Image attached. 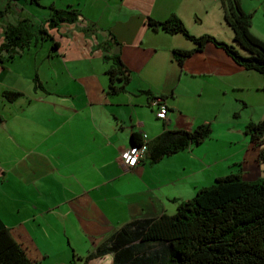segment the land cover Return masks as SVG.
Here are the masks:
<instances>
[{"label":"crops","instance_id":"crops-1","mask_svg":"<svg viewBox=\"0 0 264 264\" xmlns=\"http://www.w3.org/2000/svg\"><path fill=\"white\" fill-rule=\"evenodd\" d=\"M22 1L6 2L0 44L6 26L32 16ZM47 3L79 14L46 32L53 49L38 44L39 34L32 46L33 29H25L30 40L14 56L0 50V219L26 252L32 249L31 225L43 224L46 241L60 232L66 242L61 256L42 257L35 249V259L29 257L34 264H111L112 253L86 256L129 223L173 214L180 202L217 178L230 173L241 178L262 165L244 131L248 122L264 117L263 112L255 119L251 112L264 108L262 75L244 69L211 42L193 50L196 43L181 33L155 31L147 24L149 18L175 14L197 37L215 26L229 30L217 40L241 49L220 0ZM174 49L193 51L181 63ZM30 54L38 58L28 63ZM116 56L130 78L122 92L110 93L106 72L117 66ZM36 60L42 75L39 68L35 71ZM40 75L42 81L34 84ZM6 90L21 96L7 101ZM158 96L168 107L166 118L156 117L149 105ZM201 123L211 128L205 140L150 162V145L163 131L190 130ZM133 134L146 140V151L135 167L126 168L118 154L132 144Z\"/></svg>","mask_w":264,"mask_h":264},{"label":"trees","instance_id":"trees-1","mask_svg":"<svg viewBox=\"0 0 264 264\" xmlns=\"http://www.w3.org/2000/svg\"><path fill=\"white\" fill-rule=\"evenodd\" d=\"M220 1L227 25L234 33L233 39L245 51L244 55L212 35L194 36L175 14L164 20L149 18L147 24L155 31L181 33L196 43L197 48L193 50H201L206 42L223 48L241 67L262 75L261 88L264 90V41L250 31L251 13L242 10L239 0ZM50 10L47 18L50 28L61 22H72L79 16L78 11L70 7L63 9L51 5ZM7 11V6L0 7V18ZM24 29L19 24H10L3 31L0 50L7 52L9 58L14 56L15 49L26 44ZM193 50L174 49L172 54L182 63ZM115 60L117 66L106 72L110 93L122 92L130 78L121 68L118 56ZM2 96L14 101L21 93L6 90ZM244 131L253 146L260 150L257 161H264V119L248 122ZM210 133L209 123H201L190 130L163 131L150 145L149 160L154 163L191 144L197 145ZM140 138L133 134L132 143L140 145ZM111 253L114 256L111 264H264V178L244 181L237 173L219 177L213 185L198 189L193 198L180 202L173 214L141 219L122 227L106 246L86 256V260ZM0 264H34L25 249L13 240L1 219Z\"/></svg>","mask_w":264,"mask_h":264},{"label":"rangeland","instance_id":"rangeland-1","mask_svg":"<svg viewBox=\"0 0 264 264\" xmlns=\"http://www.w3.org/2000/svg\"><path fill=\"white\" fill-rule=\"evenodd\" d=\"M10 0H0V7L1 8H5L7 5H6V2H8ZM23 1H26V5L29 6V8L25 7L24 5H21L22 8H24L25 11L27 12H31L32 16H30L29 18V21L25 20V21H22L21 23L20 22H17L16 24H19L22 28H25L26 31H29V30H32L33 29V37H31V40H32V46H34V37L35 35L38 36L39 34V37L38 38V44L39 45H42V47H48V49H53V37L52 36H49L46 32H50L52 31L55 27L53 28H50L48 26V21H47V17L48 16H44L46 17L45 21L43 20V14H50L51 13V10H50V6L51 5H48L47 3V0H37V1H32L31 3L29 2L30 0H23ZM22 1V2H23ZM241 2V8L242 10L245 12V13H251V22H250V31H253L254 33H256L257 35L261 36V38L264 39V0H240ZM38 3V4H37ZM31 8V10H30ZM29 9V10H27ZM35 13L37 15H35ZM11 16V15H10ZM10 16H8V19H10ZM69 23V22H68ZM208 27V25H207ZM224 28H226L224 25H223ZM24 29V30H25ZM40 29H44L43 30H40ZM209 30V29H208ZM227 30V28H226ZM212 33H209V34H212L214 37H221L222 39L225 38L226 36V32L225 29H219L217 28L216 26L214 27L213 31L212 29L210 30ZM43 33H46L48 37H44V34ZM27 35L24 36L25 38V41L26 40H30L29 38L27 39L26 38ZM264 41V40H263ZM233 45H235V43L233 42ZM236 46V45H235ZM238 50H241L239 47H237ZM33 50V49H32ZM32 50H31V53H32ZM26 55L27 52H26ZM31 58L33 60L37 59L38 56H35V57H32L31 54L30 56L27 58V61L26 62H30L31 61ZM38 60H36L34 62V66H35V71L37 72L38 68H39V72L41 74V65L37 62ZM33 66V64H32ZM33 70V72H35ZM34 75H36V73H34ZM42 75V74H41ZM41 75L39 76V78L35 77L34 76V80L32 82H34V84L37 83V81H42V78H41ZM32 80V79H31ZM255 110H252L251 112H253V116L254 118H258L262 115V113L264 112V108H263V111L262 110H259V111H256L254 112ZM264 119L261 118L259 119V121H262ZM259 121H256L254 123H257ZM263 138H264V135H263ZM263 146H264V142H263ZM256 148V153H259V148L254 146ZM262 163L261 166H256V167H259V168H256V170L254 172H248L246 174H243L244 176L241 177L242 180L244 181H252V182H255L257 180H260V179H263L264 178V161L260 162ZM231 174V173H230ZM226 176V175H225ZM43 224H41L39 227H35L33 225H31V227L29 228V232H30V236L32 238V243H31V248H29L30 250H27V255L28 257L32 258V259H35L32 255L33 251H35V249L37 250V248L39 249V253L40 255L43 257L45 255H49V254H54L57 252V255H59L61 252V255L64 254V251H62L64 248H65V239H61V233L58 232V236L55 237V240H52V241H46L47 240V231L43 229L42 227ZM52 234H54L56 236V233L54 231H52ZM58 238V239H57ZM23 245V244H22ZM84 250H86V248L88 249V246L84 244V247H82ZM27 249V248H26ZM25 249V250H26ZM59 255V256H61ZM107 261V260H105ZM67 264H71V263H67ZM77 264H83V262H80V263H77Z\"/></svg>","mask_w":264,"mask_h":264},{"label":"built area","instance_id":"built-area-1","mask_svg":"<svg viewBox=\"0 0 264 264\" xmlns=\"http://www.w3.org/2000/svg\"><path fill=\"white\" fill-rule=\"evenodd\" d=\"M149 105L151 108H154L156 117L166 118V109L168 107L164 98L159 96L153 97L149 100ZM145 151L146 146H139V144L132 143L118 154V158L124 167L132 168L137 165Z\"/></svg>","mask_w":264,"mask_h":264},{"label":"bare ground","instance_id":"bare-ground-1","mask_svg":"<svg viewBox=\"0 0 264 264\" xmlns=\"http://www.w3.org/2000/svg\"><path fill=\"white\" fill-rule=\"evenodd\" d=\"M145 141H146V140L143 138V140H142V142L140 143L139 146H146Z\"/></svg>","mask_w":264,"mask_h":264}]
</instances>
